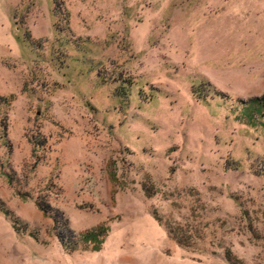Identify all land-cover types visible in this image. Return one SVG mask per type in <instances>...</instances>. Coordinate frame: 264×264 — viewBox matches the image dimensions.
I'll use <instances>...</instances> for the list:
<instances>
[{"label":"rangeland","instance_id":"1","mask_svg":"<svg viewBox=\"0 0 264 264\" xmlns=\"http://www.w3.org/2000/svg\"><path fill=\"white\" fill-rule=\"evenodd\" d=\"M263 95L264 0H0V264H264Z\"/></svg>","mask_w":264,"mask_h":264},{"label":"trees","instance_id":"2","mask_svg":"<svg viewBox=\"0 0 264 264\" xmlns=\"http://www.w3.org/2000/svg\"><path fill=\"white\" fill-rule=\"evenodd\" d=\"M117 94H119V96H127V95H129V92H128L127 88L122 86V87L117 88ZM3 99L5 100V98H3ZM248 104H250L252 106V108L254 109V111H256V113L258 115H261L262 117H264V95L252 98ZM250 105H247L248 107L246 109H249V107L251 108ZM105 229H106V227L104 225H102V226L98 227L96 230H92V231L84 233L82 235V237L86 241L94 240V239L104 235ZM75 246H76V244L73 243V247H75Z\"/></svg>","mask_w":264,"mask_h":264}]
</instances>
